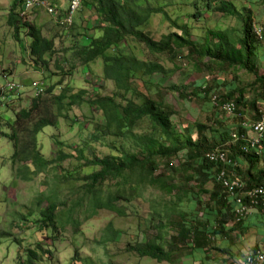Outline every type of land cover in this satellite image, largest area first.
Returning <instances> with one entry per match:
<instances>
[{
  "label": "trees",
  "instance_id": "obj_1",
  "mask_svg": "<svg viewBox=\"0 0 264 264\" xmlns=\"http://www.w3.org/2000/svg\"><path fill=\"white\" fill-rule=\"evenodd\" d=\"M80 2V9L92 10L95 15L92 22L86 19L82 29H92L94 34L77 32L78 40L70 47L68 69L76 64L90 68L99 62L101 79L111 81L113 91L101 94L93 87L94 93L88 95L84 88L72 91L65 84L56 93L51 83L30 97L27 105H21L22 99H13L10 93L14 90L8 88L6 96L0 90V106L12 113L7 121L8 133H0L11 144L15 175L26 180L45 176V188L37 192L33 207L25 214H15L27 220V215L37 209L36 233L40 238L49 237V247L38 240L22 252L17 250L15 264H55L51 247L57 228L69 224L76 232L82 221L100 210L126 216L127 204L145 199L146 193L150 199L147 217L138 223L135 240L127 241L124 250L139 259L179 264L184 252L192 254L188 240L192 236L195 245L198 231L213 234L229 220L233 226L243 224V220L235 221L234 200L216 181L219 169L233 172L248 188L264 187V168L258 165L264 138L244 151L246 139L241 137L247 134L241 125L243 109L251 110L253 122L261 114L259 106L264 105V32L257 37L254 10L245 4L238 7L234 0H190L183 5L190 12L176 11L173 16L168 13L172 0ZM49 3L58 8L56 17L60 18L64 5L57 0ZM8 11L6 24L13 40L20 42L22 33L29 38L24 62L32 67L47 66L56 52L54 36H44L39 25L24 18V0H13ZM214 12L233 21L223 25L209 19ZM155 15L169 22L165 33L147 28ZM212 21L214 24L209 25ZM76 26L74 18L70 28ZM168 62L175 67L188 66L189 71L203 76L194 78L184 71L178 83L165 87L164 82L174 70ZM155 72L161 76L152 82L149 79ZM166 90L176 93L180 100L203 102L201 111L212 110L213 114L224 112L222 105L231 101L237 124L232 128L216 120L189 122L182 116L175 122L172 116L178 110L167 101ZM82 104L100 113V123L92 125L89 138L69 145L71 152L62 149L66 143L54 138L53 144L58 147L55 158H46L39 149L37 135L46 126L57 127L59 118H67L69 110ZM232 133L237 134L236 139ZM90 140L109 147V152L93 153ZM213 149L225 150L235 165L208 161L205 153ZM68 158L79 163L64 169L60 162ZM84 167L90 170L81 173ZM209 182L212 187L208 190ZM204 193H208V199L203 202ZM151 227L155 233L148 236ZM104 231L97 243L107 253V244L114 242L118 231L110 221ZM14 242L21 244L19 240ZM73 256L63 264H107L97 256L83 258L77 252Z\"/></svg>",
  "mask_w": 264,
  "mask_h": 264
},
{
  "label": "rangeland",
  "instance_id": "obj_2",
  "mask_svg": "<svg viewBox=\"0 0 264 264\" xmlns=\"http://www.w3.org/2000/svg\"><path fill=\"white\" fill-rule=\"evenodd\" d=\"M53 1V0H48ZM66 0H57L58 4L64 5ZM190 0H172L171 6L168 8V13L173 16L176 11H185L184 3ZM238 7L245 4L251 7L255 13V20L264 25V3L261 0H234ZM13 0H0V90L4 91L5 96L8 94L5 85L8 83H19L20 92H10L13 99L20 97L22 99L21 105H27L30 97L34 96L36 88L48 87L54 84L53 92L59 91L60 87L67 84L71 87L72 91L84 88L87 94H93V87L97 88L101 94L112 92L113 83L111 81H103L101 78V66L99 62H94L88 66H78L76 64L73 69H68L70 62V47L73 43L77 42V32L84 31L82 26L85 25L86 19L92 22L95 15L92 10H86L82 7L76 13L75 21L77 25L75 29L62 28L56 21V18L49 14L44 8H32L24 11V18L39 25L42 34L46 37L54 36L56 52L50 57L47 66L32 67L30 64L24 62L27 59L26 46L29 38L21 34L22 40L16 42L12 38L11 29L6 24L9 5ZM209 19L222 23L232 22L233 19L222 17L220 12H214L208 15ZM209 23L213 25L214 22ZM81 24V26L79 25ZM169 22H165L160 15H155L150 18L147 24L150 30L159 34L165 33L169 27ZM197 25H202L198 23ZM94 34L93 30L84 31ZM98 35V34H97ZM135 45V42H131ZM68 48L69 50H64ZM138 51V49H135ZM67 60L68 63H64ZM174 70L170 72L168 79L164 82L165 87L178 83L182 78V73L187 71L191 73L194 78H199L203 75L188 70V66H176L168 62ZM179 63V62H178ZM165 64L167 62L165 61ZM180 64V63H179ZM58 65L62 67H58ZM161 75L154 73L150 77V81L154 82L159 79ZM210 81V80H209ZM44 84H42V83ZM166 99L170 102L175 109L178 110L176 116L172 119L177 121L180 116L188 119L189 122L200 120L203 122L220 121L227 124L228 127L234 128L235 117L228 115L222 111H216L215 114L208 111H201L203 102L196 100H180L176 93L166 90L164 91ZM2 94H0V97ZM1 101H5L2 98ZM242 109V108H241ZM260 112L264 111V105L259 106ZM244 114L242 119L246 122H252L253 113L249 108L243 109ZM67 118H59L58 126H46L37 135L38 145L41 153L50 159L55 158L57 146L53 144V139L66 143L62 145V149L71 152L69 145L75 146L80 144L82 139L89 138L92 125L100 123V113L91 110L85 104L80 107H73L72 110L67 112ZM12 116L11 111L5 110L0 106V132L8 133L7 121ZM84 125L80 128V126ZM80 125V126H79ZM111 137L107 136L106 138ZM92 152L97 155L108 153L110 148L105 145H100L99 142H91ZM11 144L7 136H2L0 133V264H15L16 252H22L24 248L31 247L38 240L43 242L45 248L49 247V237L40 238L36 233V220L39 218L38 210H33L31 215H27L26 219L17 218L21 211L26 213L35 201L38 191L45 188L44 174L33 176L32 179H22L16 176V172L12 167L10 161ZM64 169L73 168L79 161L74 158L64 159L60 162ZM174 165L178 164V159L173 161ZM90 170L88 167L81 168V173ZM49 177L52 173L48 174ZM194 186L193 182H190ZM208 190L212 187L211 182L207 183ZM145 199H133L126 206V216H115L114 214L100 210L92 218L82 221L79 230L72 231L70 225H65L64 228H57L55 238L53 240V257L52 260L55 264H63L77 252L79 257H99L107 264H168L166 262H156L148 257L139 259L131 253L124 250L127 241H133L136 238V231L138 223L143 222L148 214L149 200L148 194H145ZM208 199V193L202 195L203 202ZM124 203V202H123ZM15 219V220H14ZM111 222L114 229L118 231L115 236L114 242L107 244L108 250L105 253L103 246L98 244L97 241L103 237L104 228L108 222ZM19 225V227L16 226ZM155 233V228L148 229V236ZM172 233V232H171ZM19 240L20 245H16L14 241ZM46 255V254H45ZM45 257V256H44Z\"/></svg>",
  "mask_w": 264,
  "mask_h": 264
},
{
  "label": "built area",
  "instance_id": "obj_3",
  "mask_svg": "<svg viewBox=\"0 0 264 264\" xmlns=\"http://www.w3.org/2000/svg\"><path fill=\"white\" fill-rule=\"evenodd\" d=\"M80 0H67V5L64 12L59 18V24L63 27H69L76 15L77 11L80 9ZM33 7H44L48 13L55 15L57 9L49 4L47 0H24V9L29 10ZM254 33L257 37H261L264 32V28L261 23H254L253 25ZM9 89L18 88L15 83L8 84ZM43 87L36 88L34 95H38L42 91ZM212 101H215V97H211ZM224 113L232 115L234 113L235 105L233 102H226L222 105ZM241 125L247 129V134L242 135V138L246 139L244 151L249 148H254L261 140L264 138V111L261 112L259 118L253 122H242ZM234 139L237 138L236 133H232ZM205 158L214 163H223L235 165V161L231 160L227 156L225 150L213 149L205 153ZM216 181L221 185L223 190L226 192L230 199L234 200L235 208L233 216L235 221L243 220L250 212L257 210L259 212H264V187H246L245 183L239 178L233 175V172L228 173L225 168H221L216 172ZM244 264H264V237L261 246L254 250H250L245 254Z\"/></svg>",
  "mask_w": 264,
  "mask_h": 264
},
{
  "label": "crops",
  "instance_id": "obj_4",
  "mask_svg": "<svg viewBox=\"0 0 264 264\" xmlns=\"http://www.w3.org/2000/svg\"><path fill=\"white\" fill-rule=\"evenodd\" d=\"M261 154L258 165L264 168V151ZM218 230L210 235L198 231L195 245L191 236L188 242L193 246L192 254L184 252L179 264H244L245 254L263 243L264 212L254 210L241 226H233L229 220Z\"/></svg>",
  "mask_w": 264,
  "mask_h": 264
},
{
  "label": "clouds",
  "instance_id": "obj_5",
  "mask_svg": "<svg viewBox=\"0 0 264 264\" xmlns=\"http://www.w3.org/2000/svg\"><path fill=\"white\" fill-rule=\"evenodd\" d=\"M48 1V0H47ZM48 2H50V1H48ZM50 4V3H49ZM66 5H67V2H66V4H65V7H66ZM54 7V6H53ZM65 7H63V9L65 10ZM33 8H44V7H33ZM56 9H57V13L55 14V15H52V16H54L55 18H56V21H57V23L59 24V18L58 17H56L57 16V14H58V8L57 7H55ZM45 9V8H44ZM30 10V9H29ZM46 10V9H45ZM24 11H27V10H25L24 9ZM47 11V10H46ZM50 14V13H49ZM76 16V15H75ZM75 16H74V18H75ZM73 22H74V19H73ZM73 22H72V24H73ZM71 24V25H72ZM60 25V24H59ZM71 25L69 26V27H67V28H70L71 27ZM62 28H65V27H63L62 25H60ZM67 28H65V29H67ZM42 83V82H41ZM8 84H10V83H8ZM8 84L7 85H5V87L3 88V89H5L6 91L7 90H9L8 89ZM15 84H17L18 85V88H13L12 90H14L15 92H20V89H19V83H15ZM43 84V83H42ZM44 85V84H43ZM45 86V85H44ZM43 89H44V87H43ZM42 89V90H43ZM35 96V95H34Z\"/></svg>",
  "mask_w": 264,
  "mask_h": 264
}]
</instances>
